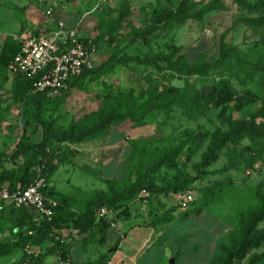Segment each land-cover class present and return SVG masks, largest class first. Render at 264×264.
Masks as SVG:
<instances>
[{
	"label": "rangeland",
	"instance_id": "rangeland-1",
	"mask_svg": "<svg viewBox=\"0 0 264 264\" xmlns=\"http://www.w3.org/2000/svg\"><path fill=\"white\" fill-rule=\"evenodd\" d=\"M19 1L37 5L45 0H0V32L5 28L6 30L14 28V21L19 16L16 10ZM57 1L65 11L73 12V18L64 17L65 23L72 27L78 19H84L87 12H92L96 3H102L101 9L85 20L83 31L84 37L92 39L97 45L94 56L96 68L105 65L115 54H119L120 57L136 55L145 57L159 52L169 54L171 46L180 47L182 52L191 58L200 55V58L216 61L219 58L222 40L230 48L236 49L241 61H244L231 59L222 69L188 79L172 74L166 66L155 69L134 63L126 67L109 64L100 72L103 76L92 75L83 84L73 87L68 95L52 96L46 103L43 116L46 120L55 119L58 130L68 127L73 122L93 119L94 114L101 109H107V105L121 103L119 95L127 97L131 90L140 92L158 87L166 91L171 87H178L187 95H191L203 85L226 82L235 91L243 93L250 90L258 96L264 95V74H255L249 64H245V62L257 64L264 56V46L261 43L264 29L254 27L245 21L256 15L241 6L238 0H188L192 5V12L199 13L200 18L191 19L184 25L160 29L149 37L147 43L140 40L133 45L131 43L137 32L151 29V17L155 10L159 11L166 7L177 9L184 0ZM102 37L104 41L100 40ZM10 89L9 83L4 91L0 92V171L21 167L23 161L13 163L10 156L25 130L33 142L41 139L40 130L33 127L25 129L26 123L31 120L29 108L24 103L14 101L10 96ZM110 91L112 92L109 96L104 97L105 92ZM259 106L260 103L257 102L237 112L234 105H229L223 120L219 117L221 109H215L210 105L197 109L192 108L189 102H185L175 107L172 113L158 110L150 114L145 124L140 127H136L130 121L113 126L108 135V146L116 145L118 148L107 152L104 163H90L88 171L81 169L77 164L70 172H63L64 175L67 174L66 179H71V183L61 179L60 174L61 187L68 190L74 189L73 185L85 187L84 184L88 183L87 191H92L105 187L102 179H123L125 175L132 173L131 169L137 160L130 158L132 144L136 142L145 148L142 156H139L141 157L139 164L142 166L148 162L146 159L148 155L160 156L178 146L182 148L174 159L176 167H163L154 174V180L159 186L171 182L177 174L195 175L193 167L201 161L202 152L193 156L190 161L187 160L194 145L189 141L186 130L212 132L216 127L226 128L229 118H248ZM133 107V110L137 111L139 104ZM249 143L246 140L240 147L229 146L222 150L218 162L209 168L216 174L192 186L196 192V203L187 211L179 210V214L173 216L172 222L157 226L161 234L165 235V239H168V244L174 243L176 250H182L189 260L197 261L194 259L199 257L200 264L210 262L216 250V239L219 238L221 242L227 241L228 237L223 238V229L230 226L235 230L238 226L236 216L259 205L256 189L264 180V140L257 141L250 146L251 150H246ZM253 153L256 154L255 157H252ZM233 164L236 169L230 172L223 171L226 165ZM248 172L251 175H248ZM131 177L135 178L134 175ZM217 181L232 182L222 193L220 192L214 203L203 206L210 198L206 189ZM77 196L74 206L76 211H80L85 195ZM161 199L165 207L172 202L168 195H162ZM197 209H201V213H196ZM1 215L0 242H11L13 223L8 220L9 212ZM122 233L123 231L118 234L113 228L109 233V243L116 242ZM172 239L176 241L171 242ZM102 251L103 249L90 246L86 253L83 247L77 244L71 248L72 263L95 261ZM263 251L264 249L260 252ZM22 255L23 251L18 250L10 257L1 258L0 264H12ZM44 264H59V261L52 255L46 258Z\"/></svg>",
	"mask_w": 264,
	"mask_h": 264
},
{
	"label": "trees",
	"instance_id": "trees-1",
	"mask_svg": "<svg viewBox=\"0 0 264 264\" xmlns=\"http://www.w3.org/2000/svg\"><path fill=\"white\" fill-rule=\"evenodd\" d=\"M239 4L256 15L253 18L245 19L248 24L264 29V0H238ZM123 17L125 15H122ZM199 13L192 12V5L188 0L182 1L177 9L163 8L155 10L151 17V29L145 32H137L132 40V45L142 40L147 43L150 36L160 29H167L173 25H184L191 19L200 18ZM104 41L103 37L100 39ZM95 43V42H94ZM264 46V37L261 38ZM96 44V43H95ZM22 43L13 36L7 37L0 53V92L4 91L9 81L12 82L11 98L14 101L24 103L28 106L31 120L25 125V129L33 127L41 131V139L33 142L26 135V130L18 141L15 150L10 156L11 161L16 163L22 160L19 168L2 169L0 171V187L7 186L15 191L24 189L39 178H45L48 186L44 190V195L57 202L54 209V216L51 221H44L40 226H36L33 213L29 210L15 209L8 207L0 211L1 216L9 212V219L12 223L13 240L11 242H0V259L12 256L16 251H23L19 260L12 264H44L49 256H56L59 261L71 263V248L73 242H66L73 230L79 233V240L83 246L99 244L104 246L113 228V224L119 218L128 216L129 203L138 200L137 197L142 191L151 194L150 199L141 198L139 201H157L162 206L159 211H154L155 218L150 223L153 227L166 225L173 220V213L177 207L166 210L162 204V195L170 193L185 192L195 190L192 187L200 180L215 175V171L209 168L218 162L221 151L232 146L234 148L243 145L248 140L250 144L246 150H251V145L259 140H264V95L258 96L250 90L241 93L235 91L230 84L223 82L216 85H203L193 94L187 95L183 89L171 87L166 91L158 87L149 88L146 91L136 92L131 90L127 97L119 95L121 103L118 105H107V109H101L94 114L91 120H81L71 123L68 127L58 130L56 120H46L44 118L45 105L49 102L50 96L47 93H36L34 80L21 76L11 79L9 75V65L20 53ZM171 53L159 52L145 57L127 56L120 57L113 55L110 60L100 68L85 70L83 74L71 82L70 90L77 85L83 84L92 75L101 77L102 70L109 64H117L126 67L132 63L139 66L154 67L160 69L166 66L172 74L185 78L204 76L205 74L224 68L231 59L241 61L236 49L230 48L221 41L219 47V58L216 61H209L200 58H191L182 52L180 47L171 46ZM244 62V61H241ZM249 64L255 74H264V56L257 64ZM69 90V91H70ZM68 91V92H69ZM68 92L58 96H66ZM110 92H105L104 97H108ZM117 94V93H116ZM189 102L192 108L201 109L205 105H210L215 109H221L219 117L225 120L227 108L234 105L237 112L245 107L260 103L259 108L252 112L248 118H229L227 127H216L212 132L186 130L189 141L194 145L191 158L201 153V161L194 164L195 175L188 173L177 174L171 182L164 186H159L154 180V174L163 167H176L174 159L182 149L176 147L172 151H167L160 156L148 155V162L142 166L139 164L145 148L139 142L132 144L130 158H136L132 167V173L125 175L123 179H102L105 189L83 191L75 189L73 193L66 195L56 191L51 186L53 176L63 165L70 164L76 156L77 151L64 148L65 144L76 145L92 140L105 139L113 126H117L128 121L136 127L145 124L147 117L158 110L172 113L175 107ZM139 104L137 111L133 106ZM155 153V151H154ZM253 153L252 157H255ZM236 169L235 164L226 165L224 172ZM131 175H134L132 179ZM232 181H217L206 189L210 194L209 200L203 205L208 206L215 202L218 195ZM77 194H84L85 201L80 211L75 210ZM256 196L259 205L250 208L238 215V226L228 234L226 242H220L209 264H262L264 262V180L257 185ZM78 197V196H77ZM197 201V200H196ZM196 201L193 203L195 204ZM136 202V201H135ZM101 208L115 210L116 218L110 221L105 218H98ZM196 213H201L197 209ZM50 242L52 245L44 253L37 256L28 254L25 249L30 247H40ZM121 238L116 241L110 249L116 252L119 249ZM112 254L103 253L95 261L86 264H108Z\"/></svg>",
	"mask_w": 264,
	"mask_h": 264
},
{
	"label": "crops",
	"instance_id": "crops-1",
	"mask_svg": "<svg viewBox=\"0 0 264 264\" xmlns=\"http://www.w3.org/2000/svg\"><path fill=\"white\" fill-rule=\"evenodd\" d=\"M51 6H55L54 11L52 15L47 16V11L50 9ZM16 10L19 16L14 21V28L7 30L5 28L3 32H0V52L7 37L13 36L15 39H17L20 37H25L29 33H37L39 31H45L49 33L56 28L57 22L63 21L65 23L64 17L73 18V12L65 11L63 8L60 7V3L57 0H53L52 2H46L45 0L37 5L33 4L32 2L27 3L24 1H19L16 5ZM87 18L88 16L84 17V19H78L76 21L75 26L79 24L82 31H84V22ZM65 25L69 29H73L75 27L68 26V24L66 23ZM9 83L12 87V82L9 81L8 84ZM122 131L124 132V130ZM108 140L109 136L105 139L92 140L82 144H65L64 146H67L68 149L77 151V154L70 164L63 165L59 168L58 172L53 176L51 180V186L55 187L56 191L66 195L71 194L77 188L83 191H87V187H89V184H84V182L82 183V185L84 184L85 187L73 185L74 189L69 188L68 190H65V188L61 187V179L67 180L69 183H71V179H66L65 175L67 174L64 175L63 172H70L71 168H73L77 164L81 169L88 171L90 169V163H104L107 152L110 149L116 150L118 148L116 147V145L108 146ZM57 175L58 177L55 178ZM101 189H105V187H102ZM135 201L129 203L128 216H124L118 219L113 224V228L116 229V232L118 234L122 231L123 233L120 237L121 243L119 249L116 252L111 253L112 255L108 264H196V262H198L197 264H200L199 257L198 259H194L197 261L189 260L182 250H176L177 247L174 245V243L168 244V239H165V235L161 234V231L157 228V226L153 227L150 224L156 215V213L154 214V211L159 210L162 207L159 202H152L150 200ZM162 204L165 205L164 201H162ZM173 207L174 204L170 202V204L166 207V210L171 209ZM150 211L153 212V214H151ZM176 214H179L178 208L173 213V216H175ZM238 215L236 216L237 219ZM232 230L233 228H230V226L225 227L223 229V238L228 237V234ZM65 235L68 236V238L66 239L67 243L73 242L74 246L77 244L81 245L86 253L88 252L90 246H95L100 249H103L99 256L103 253L109 254V250H111L110 247L115 243L114 242L113 244H111L109 243V241H107L104 246L94 243L85 247L79 240L80 238L77 230H73L72 234L65 233ZM172 241L174 242L176 241V239H172L171 242ZM221 241L222 240H220L219 238L216 239V248ZM51 245L52 244L50 242H47L40 247H34V252L36 253V255L44 253L46 251L45 248H48ZM63 263L70 264V262ZM86 263L83 262V264ZM209 263L210 262H204L203 264Z\"/></svg>",
	"mask_w": 264,
	"mask_h": 264
},
{
	"label": "built area",
	"instance_id": "built-area-1",
	"mask_svg": "<svg viewBox=\"0 0 264 264\" xmlns=\"http://www.w3.org/2000/svg\"><path fill=\"white\" fill-rule=\"evenodd\" d=\"M101 6V2L96 3L92 12H87L85 16L100 10ZM54 8L55 6L50 7L47 16L52 15ZM17 40L22 43V47L20 53L9 65V75L11 79L21 76L34 80L36 93L45 92L50 96L66 93L70 90L74 79L95 66L94 56L97 45L92 39L84 37L79 24L69 29L63 21H59L56 28L49 33L45 31L29 33ZM248 175H251L250 172ZM47 186L46 179L39 178L24 189L13 191L7 186L0 187V211L8 207L29 210L33 213L36 226H40L46 220L51 221L57 202L44 195ZM151 197L148 191H142L137 199ZM168 197L181 211H187L197 200L195 190L173 192ZM98 218L114 221L115 210L101 208ZM25 251L37 256L34 247L28 246ZM59 262L65 264L62 261Z\"/></svg>",
	"mask_w": 264,
	"mask_h": 264
},
{
	"label": "water",
	"instance_id": "water-1",
	"mask_svg": "<svg viewBox=\"0 0 264 264\" xmlns=\"http://www.w3.org/2000/svg\"><path fill=\"white\" fill-rule=\"evenodd\" d=\"M113 252V250L111 249V250H109V254H111Z\"/></svg>",
	"mask_w": 264,
	"mask_h": 264
}]
</instances>
